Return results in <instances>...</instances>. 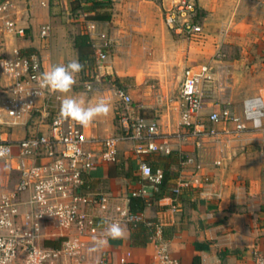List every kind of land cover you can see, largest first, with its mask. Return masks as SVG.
I'll return each mask as SVG.
<instances>
[{
    "label": "built area",
    "instance_id": "1",
    "mask_svg": "<svg viewBox=\"0 0 264 264\" xmlns=\"http://www.w3.org/2000/svg\"><path fill=\"white\" fill-rule=\"evenodd\" d=\"M198 0H176L165 10V23L175 33L196 40L204 33L197 15ZM12 0H0V22L7 34L25 37L26 27L13 15ZM83 12L82 31L89 35L97 69L102 70L110 59L113 40L101 29L100 22ZM51 26L41 28L48 37ZM221 57V52L217 51ZM216 57L213 58V60ZM0 68L7 79L5 99L0 112V260L5 264H84L91 252L98 250V240L107 237L105 229L111 222L126 227L145 223L152 230L157 244L150 264H182L171 251L164 237V224L151 220L144 212L129 207L130 195L147 197L151 187L142 183L125 198L109 192L91 191L88 179L100 166L116 162L123 145L131 143L136 153L137 172L151 184L162 182L164 172L154 169L146 154L167 155L173 150V139L195 137L221 139L246 131L264 130V97L255 95L244 100L239 113L229 102L205 113L215 97L216 72L214 62L188 65L184 68L176 109L179 130L164 132L155 118L144 116L143 103L134 104L132 95L123 87L112 85L111 91L121 104L118 111V131L100 135L89 126H81L60 116L61 94L40 89L39 77L45 72L42 57L16 45L0 58ZM88 90L93 88L87 82ZM42 128L32 132L33 124ZM25 127L22 137L10 133L15 127ZM7 128V129H6ZM18 135V134H17ZM21 136V135H20ZM264 153V145L262 147ZM193 158L183 162L191 163ZM221 164V160H216ZM8 184H1L2 176ZM14 176V177H13ZM13 177V179H12ZM51 182L50 187H46ZM11 183V184H9ZM180 179L170 197V209L179 210V194L192 186ZM63 238L59 247L46 245V240ZM130 253L121 258L129 263ZM106 264V263H103ZM236 264H264V252L254 251L249 260Z\"/></svg>",
    "mask_w": 264,
    "mask_h": 264
},
{
    "label": "crops",
    "instance_id": "2",
    "mask_svg": "<svg viewBox=\"0 0 264 264\" xmlns=\"http://www.w3.org/2000/svg\"><path fill=\"white\" fill-rule=\"evenodd\" d=\"M12 1L14 18L20 25L26 27V36H10L12 42L16 41V45L28 52L38 53L42 57L46 71L54 65L67 64L78 59V51L71 38L74 33L72 22L76 20L82 25V20L72 13V0ZM114 1L112 0L111 11ZM145 1L148 3L137 6L154 3L163 11L170 8L176 0ZM218 1H213L215 5L211 3L210 6H204L207 9L225 7L219 4L225 0L217 3ZM137 6L134 5L133 9H139ZM198 9L199 5L197 15ZM113 22L114 14L112 20L100 22L101 28L104 24ZM45 25L51 26L48 37L41 36V28ZM163 27L171 29L164 18ZM196 40L190 41L197 42ZM260 41L264 49V32ZM261 54L264 56V53ZM212 55L205 62H214L216 93L214 99L205 107V113L218 109L225 102L231 103L239 113H242L246 98L255 95L264 97V58L259 63L260 70L257 68L244 70L241 66L236 69L235 64L238 62H227L225 66L228 74L231 73L236 80L232 81L230 78L226 82L220 79L218 67L221 64L218 60H213ZM203 56L209 55L201 54L198 57L202 59ZM176 101L177 99L164 110L161 118H155L160 121L164 132L173 133L179 130L180 116L175 107ZM85 103L90 105L89 102ZM96 120L97 122L91 124L92 132L100 135L114 133L112 126L104 123L102 117ZM263 145L264 130L224 135L219 140L210 138L204 142L198 141L195 137L187 140L173 139L174 150L184 154L186 159L193 158L191 163L182 161L174 166V169L179 172V180H190L193 185L183 189L184 195L179 199L178 211L170 209L169 196L149 205L144 215L162 221L171 234L167 240L172 254L182 264H236L240 260L251 259L256 250L264 252ZM216 160H221L222 163L216 164ZM107 169V165L97 167L91 172L90 177L93 180L103 179ZM110 182L115 192L112 194L116 195L119 191L118 187H114L117 185L115 183L117 179H111ZM126 228L124 238L104 237L107 244H99L98 250L91 252L84 264H122L121 258L127 253H130L129 263L150 264L157 251L156 242L151 240L144 246L134 245L131 240L132 230L130 227Z\"/></svg>",
    "mask_w": 264,
    "mask_h": 264
},
{
    "label": "rangeland",
    "instance_id": "3",
    "mask_svg": "<svg viewBox=\"0 0 264 264\" xmlns=\"http://www.w3.org/2000/svg\"><path fill=\"white\" fill-rule=\"evenodd\" d=\"M214 0H198V18L204 26V33L196 41L191 42L172 29L163 27L165 10L154 3L145 0H115L113 5L114 22L104 24L102 30L113 40L110 59L102 70L93 67L83 69L77 76V84L69 95L83 98L85 102L94 105L103 97L110 102V111L103 116L104 123L112 126V131H118V111L121 104L111 91L113 84L125 88L133 97L134 103H144L145 115L150 118H161V114L179 96L182 71L185 66L198 64L210 59L212 55L218 60L220 79L229 81L236 77L229 73L225 64L238 62L236 69L257 68L264 58L261 41L264 32V0H225L217 2L221 9H207L204 5H215ZM136 5L139 9L134 10ZM140 15V16H139ZM74 33L82 31L81 24L75 20ZM12 42L10 35L0 25V58L9 54L17 42ZM221 52V57L217 56ZM203 56L201 59L200 56ZM240 67V68H241ZM262 69V68H261ZM241 70V69H240ZM258 72V71H257ZM87 82H92L93 88L88 90ZM7 79L0 68V112L5 99ZM88 105V104H87ZM106 121V122H105ZM97 122L94 120L92 125ZM33 124V123H32ZM39 124V123H38ZM33 124L28 131L42 128ZM7 129V128H6ZM10 133L12 137H22L25 127H15ZM18 134V135H17ZM21 135V136H20ZM121 155L136 163V153L131 143H125ZM148 154L145 155L147 158ZM137 164V163H136ZM138 172L136 171V175ZM14 177V176H13ZM12 177V179H13ZM1 184H8L7 176L3 175ZM119 191L116 195L125 198L130 191L137 189L142 183L135 179L118 178ZM11 184V183H9ZM111 187V188H110ZM102 188L113 193L110 183H104ZM115 193V192H114Z\"/></svg>",
    "mask_w": 264,
    "mask_h": 264
},
{
    "label": "trees",
    "instance_id": "4",
    "mask_svg": "<svg viewBox=\"0 0 264 264\" xmlns=\"http://www.w3.org/2000/svg\"><path fill=\"white\" fill-rule=\"evenodd\" d=\"M111 8L112 0H72L71 2V11L76 17L79 18L83 12H87L89 14L88 18L99 22L112 20L113 13ZM71 38L78 51V60L84 65V70L93 67L95 61L89 35L80 31L73 33ZM141 113L146 116L144 110H142ZM185 159L186 156L177 150H173L167 155L155 153L148 154L147 161L149 164L155 170L161 168L164 172L162 182L153 185L147 179H143L139 174L136 175L138 168L137 164L132 159H125L121 155L116 162L107 165V173L103 179L93 180L89 177L88 189L91 191L108 192V189L102 188V185L104 183H109L111 179H135L137 182L144 183L151 187V193L147 197L142 195H130L129 197L130 209L134 212H144L149 205L154 204L162 198L176 196L174 188L178 184L179 172L174 169V166L180 164ZM183 195L184 192L180 193L178 198L181 199ZM149 219L156 220L152 218ZM130 229L132 230V244L144 246L152 240V230L145 223H138L135 226H131ZM163 233L166 239L171 236L168 229L165 227H163ZM62 240L63 238L46 240L45 243L48 246L59 247Z\"/></svg>",
    "mask_w": 264,
    "mask_h": 264
},
{
    "label": "clouds",
    "instance_id": "5",
    "mask_svg": "<svg viewBox=\"0 0 264 264\" xmlns=\"http://www.w3.org/2000/svg\"><path fill=\"white\" fill-rule=\"evenodd\" d=\"M84 69V65L78 60H71L67 64L54 65L50 70L41 73L39 79L40 89H47L52 93L61 94L60 116L64 119H71L81 126H89L99 117L107 116L110 111V102L101 97L94 105H86L83 98H76L71 95L73 87L77 84V76ZM5 155L0 149V156ZM51 182L46 187H50ZM0 223H3L0 221ZM127 232L126 225L120 222H111L105 229L107 237L111 239L124 238ZM98 244H107V239L101 238ZM0 264L5 261L0 260Z\"/></svg>",
    "mask_w": 264,
    "mask_h": 264
}]
</instances>
